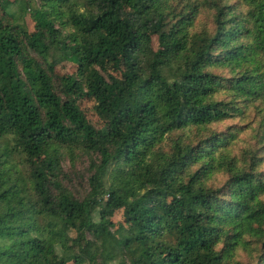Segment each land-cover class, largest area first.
Instances as JSON below:
<instances>
[{
	"label": "trees",
	"instance_id": "obj_1",
	"mask_svg": "<svg viewBox=\"0 0 264 264\" xmlns=\"http://www.w3.org/2000/svg\"><path fill=\"white\" fill-rule=\"evenodd\" d=\"M40 2L0 0V264H264V0Z\"/></svg>",
	"mask_w": 264,
	"mask_h": 264
},
{
	"label": "rangeland",
	"instance_id": "obj_2",
	"mask_svg": "<svg viewBox=\"0 0 264 264\" xmlns=\"http://www.w3.org/2000/svg\"><path fill=\"white\" fill-rule=\"evenodd\" d=\"M34 9H39L41 2L40 0H31ZM13 10H16V7H13ZM25 21L30 28H33V20L31 17V11L25 16ZM157 39L154 38V47H157ZM76 70L75 66L70 63H63L57 67V72L60 75L64 74H72ZM81 108L85 112L86 117L91 121L95 126L100 123L99 118L97 117L96 113L94 112V101L90 98H84L79 101ZM64 174H65V182L69 185L70 189L77 195H82L85 188H86V181L88 175V160L87 158H82L78 161L75 166L71 164L69 160L64 163Z\"/></svg>",
	"mask_w": 264,
	"mask_h": 264
}]
</instances>
